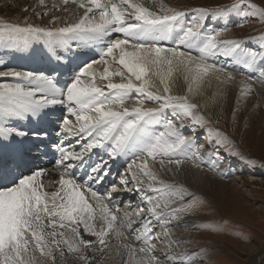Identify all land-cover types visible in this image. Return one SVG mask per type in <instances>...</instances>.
Instances as JSON below:
<instances>
[{
	"label": "snow or ice",
	"instance_id": "1",
	"mask_svg": "<svg viewBox=\"0 0 264 264\" xmlns=\"http://www.w3.org/2000/svg\"><path fill=\"white\" fill-rule=\"evenodd\" d=\"M38 2L47 7L46 0ZM69 4L75 5L74 11ZM52 9L72 18L52 16L46 25L28 23L27 18L22 23L0 19V45L20 51L41 45L50 65L44 71H0V78L10 80L0 82V264H57L66 253L93 264L96 257L88 253L110 250V236L116 239L120 264H161L156 248L162 238L167 239L165 264H196L194 253L173 251L179 241L170 238L169 225L194 214L203 200L183 185L163 179L161 172L174 175L173 167L179 170L187 162L199 167L204 146H197L182 129L186 124L208 123L197 111L200 105L191 99L201 93L207 78L229 84L236 78L229 71L231 64L236 71L255 72L264 84V35L255 38L260 41L259 51L245 49L239 40L220 39L221 30L202 32L207 17L242 9L244 17L264 22V7L237 0L230 8H198L187 24L183 17L188 13L166 6L163 0L147 4L145 0H60ZM84 48L97 49L99 59L76 64L72 57ZM217 57L225 63H217ZM95 65H103V70ZM178 78L186 84L184 94L172 92ZM254 83L251 76L241 80L240 95L252 93ZM217 94L223 92L213 97ZM149 103L155 106H146ZM57 106L68 116L57 115ZM26 121L58 129L61 142L51 141L55 145L51 155L59 179L48 182L58 185L54 191L46 190L48 169L39 166V157L32 155L26 142L30 136L47 139L49 133H30L17 126L16 122ZM69 137L87 142L76 151L63 145ZM212 138L217 146L229 143L218 130ZM93 149H103L111 160L131 156L118 173L119 184L112 182L104 192L93 185H103L109 174L107 161L91 166L83 178L73 172ZM118 189L139 199L142 206L135 219L113 200ZM153 220L163 229L162 235L154 231ZM81 226L95 239H85ZM205 228L219 230L210 224Z\"/></svg>",
	"mask_w": 264,
	"mask_h": 264
},
{
	"label": "rangeland",
	"instance_id": "2",
	"mask_svg": "<svg viewBox=\"0 0 264 264\" xmlns=\"http://www.w3.org/2000/svg\"><path fill=\"white\" fill-rule=\"evenodd\" d=\"M236 2L237 0H163L166 6L188 13L183 17V22L186 24L193 21V17L196 15L194 9L204 8L214 11L218 8H230ZM252 2L264 7V0H252ZM25 8L27 11L24 10ZM34 12L28 5L18 7L12 0H0V19L12 23H22L27 18L28 23L48 24L49 20H43L44 16L38 17ZM224 29L227 30L223 31ZM215 30L222 31L220 39H236L241 41L245 49L259 51L260 41L255 38L264 35V22H259L256 18L244 17L242 9L240 11L232 10L222 15L207 17L202 32L210 34ZM216 62L225 63V60L223 57H217ZM16 69L21 70L22 68ZM234 69L235 66L230 64L229 71L243 77L251 76L254 80L258 78L255 72H247L242 68L240 71ZM261 85L264 86V84ZM262 98H258L255 102V106L262 110L261 114L257 115L260 118L259 122L254 117H249L250 120L248 117H240V119L234 117L233 120H230L219 112L208 114L200 106L197 111L205 116L208 123L204 127L199 125L190 127L186 124L182 129L185 136H192L197 146H204L200 152L199 164L200 162L201 164L199 166L219 178L230 181L229 189L226 190V198H218L216 201L202 192L180 184L195 193L203 200V203L194 214L172 220L169 225L172 232L170 238L179 241L178 248L173 246V251L187 250L194 253L196 264H264V170H262L264 169V96ZM192 102L197 103L193 99ZM150 105L153 106V104ZM237 112L234 110V114ZM168 118H172L170 112ZM209 130H212L211 135ZM216 130L228 138L227 146L216 145L212 138ZM210 141L211 143H209ZM241 163L243 166L240 165ZM214 164H218V167H214ZM237 172L241 176L249 175L262 179L263 182H259L260 185H263L262 189L254 188L252 185L243 186L239 180L231 181V178L236 177ZM123 190L132 193L126 189ZM118 195V197L122 196L121 193ZM187 199L189 198L186 197L185 200ZM132 202L135 205L133 211L124 210L131 212L135 219V211L142 205L137 197H134ZM152 223L155 225L154 231L160 232L162 235L163 229L156 224L155 220ZM206 224L214 225L219 230H206ZM110 237H113L110 238L112 247L110 250H106L107 253H103L105 255L111 254L115 250L116 239L114 236ZM157 246L167 251V239L162 238V242H158ZM97 253L95 264H111L112 260L109 255ZM88 254L92 255L91 252ZM67 256L73 257L66 253ZM103 256L106 257L105 260ZM162 257V264H164L165 258ZM118 259L119 257H116L115 260Z\"/></svg>",
	"mask_w": 264,
	"mask_h": 264
},
{
	"label": "bare ground",
	"instance_id": "3",
	"mask_svg": "<svg viewBox=\"0 0 264 264\" xmlns=\"http://www.w3.org/2000/svg\"><path fill=\"white\" fill-rule=\"evenodd\" d=\"M16 3L18 7H25V5H28L31 10L35 11L34 13H43L45 11L49 12L48 16H44L43 20H50L52 16H68L69 19L72 17L69 16L66 13H63L62 11H55L52 9V4H60V0H46L47 7H41L39 6L38 0H12ZM169 1V0H166ZM145 3H149V0H145ZM155 7V5H153ZM38 8V10H37ZM68 8L71 11L75 10V5H68ZM42 17V16H41ZM169 46H172L171 41L167 42ZM197 53L193 52V55H196ZM46 53L44 52V49L41 45H35L32 50L29 51H20L15 49L12 46H3L0 45V60H2L4 63L0 64V71H9V70H16V71H44L47 68L50 67L47 60L44 58ZM72 59L75 61L76 64H80L82 66L83 63L90 62L91 60L99 59L98 50L97 49H79L77 50V54L72 57ZM96 70L102 71L103 65H95L94 66ZM16 68H22L21 70ZM246 72V71H245ZM234 76L236 77L235 80L230 82L227 85L221 84L219 81H217L214 77L207 78L205 82L204 88L201 90V93L196 95L193 99L195 102H197L203 110L211 114V112H219L221 114H224L226 118L233 120L234 117H245L249 119V117H254L257 122H259L260 118H258L257 115H260L262 110L255 106V102L258 98H262L264 96V86L260 84L259 79H255V83L253 84V92L247 95L246 97H242L240 95V90L242 85L240 84L241 80L246 79L248 76H241L235 72H233ZM254 74V73H253ZM7 81L10 82L7 78H0V82ZM118 82V78H117ZM251 82V81H249ZM186 89V84L184 83L182 78H178L176 80V83L172 86V92L173 94H184ZM223 92L222 95L217 94L215 97H213L214 93ZM263 99V98H262ZM151 103L147 104L146 106L152 107L150 105ZM154 106V105H153ZM57 109H63L66 113V109L62 108L61 106H57ZM56 109V110H57ZM234 110H237L238 112L234 114ZM212 117V115H210ZM213 118V117H212ZM251 119V118H250ZM249 119V120H250ZM236 120V119H235ZM238 120V119H237ZM243 120V119H242ZM247 120V119H246ZM239 121V120H238ZM241 121V120H240ZM254 121V120H253ZM30 122H34L33 125L30 124ZM17 126L25 129V130H31L33 131L36 129H39L41 125H39L35 121H26V122H16ZM244 123V122H243ZM35 124V125H34ZM260 129V128H259ZM46 129H43L45 131ZM192 138V136H190ZM207 153V152H206ZM208 156V155H207ZM131 159V156L125 157V161L123 158L119 159L118 166L126 165L127 160ZM242 161V160H241ZM244 164V162H242ZM240 164L243 166V164ZM201 164V162H200ZM199 164V165H200ZM208 167V166H207ZM155 170L159 171V165H154ZM48 169L49 175L45 179L46 184V190L47 191H54L55 188L58 185L52 184L49 185V180L56 181L59 179V170L54 168ZM264 170V169H262ZM124 169L121 171L123 172ZM237 171V170H236ZM173 174H169L166 171L161 172V177L163 179H166L170 182H174L177 185L185 184L186 186L194 189L195 191L202 192L204 195L210 196V198H213L215 201L219 198H226V190L229 189V180L219 178L216 175H213L210 171L206 170L203 167H194L191 162L185 163L181 169L177 170L173 167ZM120 178V177H119ZM231 181H238L241 182L244 185H252L254 188L262 189L263 185H260L259 182H263L262 179H259L258 177H250L248 176H241L237 175L234 178H231ZM119 182V180H117ZM119 184V183H117ZM241 186V185H239ZM131 187V185H129ZM264 188V187H263ZM122 191V192H121ZM102 192V191H101ZM124 192V193H123ZM116 196L118 197V194H122V196L117 198H113L115 202H119V200L124 201L125 204L123 205L122 210H124L125 205H131L130 211L132 212L135 208V205L133 204L132 200L136 195L132 193H128L124 191L123 189H118L116 192ZM118 193V194H117ZM220 196V197H218ZM130 199L131 202H128ZM132 199V200H131ZM100 224L97 222V227H99ZM81 234L84 236L85 239H92L94 240L95 237L89 236L87 234H84L83 227L81 226ZM109 237L108 239L111 240ZM113 240V239H112ZM115 240V239H114ZM116 241V240H115ZM127 242H131L130 240ZM126 242V243H127ZM164 249L160 246H157L156 248V255L160 257L161 264L163 263V253ZM107 253V252H106ZM92 255H97L98 253H91ZM116 250H113L111 254H102L105 256L109 255L110 260H112L111 264H120V258L118 260L116 259ZM162 254V255H161ZM101 257V256H100ZM106 258V257H105ZM104 256L103 259L105 260ZM102 260V259H101ZM108 260V259H106ZM98 261V259H97ZM96 262H93L95 264ZM57 264H83V262L77 260L74 256L72 257H66L64 261L57 260ZM99 264V263H98ZM108 264V263H106ZM165 264V263H164ZM257 264V263H256Z\"/></svg>",
	"mask_w": 264,
	"mask_h": 264
}]
</instances>
